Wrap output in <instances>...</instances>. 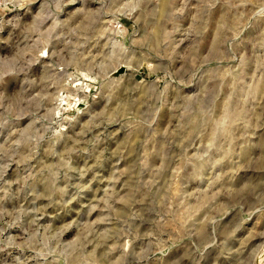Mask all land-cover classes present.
<instances>
[{"label": "rangeland", "instance_id": "374dc122", "mask_svg": "<svg viewBox=\"0 0 264 264\" xmlns=\"http://www.w3.org/2000/svg\"><path fill=\"white\" fill-rule=\"evenodd\" d=\"M259 234L264 0H0V264H257Z\"/></svg>", "mask_w": 264, "mask_h": 264}, {"label": "bare ground", "instance_id": "6f19581e", "mask_svg": "<svg viewBox=\"0 0 264 264\" xmlns=\"http://www.w3.org/2000/svg\"><path fill=\"white\" fill-rule=\"evenodd\" d=\"M263 240V243H262V245H261V249L260 250H258V255H257V257H256V263L257 264H263L264 263V234H259L258 235V237H257V235H256V237H253V239L252 240ZM250 244V242L248 243V245ZM259 247V246H258Z\"/></svg>", "mask_w": 264, "mask_h": 264}]
</instances>
